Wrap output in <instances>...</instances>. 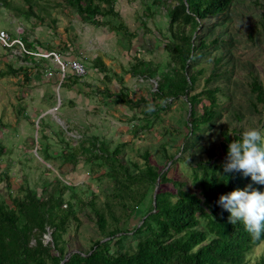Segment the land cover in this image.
Here are the masks:
<instances>
[{"label": "trees", "instance_id": "16d2710c", "mask_svg": "<svg viewBox=\"0 0 264 264\" xmlns=\"http://www.w3.org/2000/svg\"><path fill=\"white\" fill-rule=\"evenodd\" d=\"M24 1L27 6L16 7L15 13L17 16L23 15V18L28 16L27 8L32 15L38 16L37 3L38 6L48 4V0ZM64 1L68 7L80 14L82 20L96 22L99 26L109 25L111 31H120L122 26H125V32L129 31L124 24V18L113 9L114 0H61L58 4ZM154 1L169 5L166 16L170 37L163 48L170 56L169 61L164 68L159 64L152 68L149 62L140 60L133 64L132 68H135V73H148L151 77L158 73L160 82L157 80L156 89L150 93L155 98H162L163 102L155 104L152 112L143 109L145 117L137 120H143L144 123H131V132L132 136H137L141 130L149 129L154 119L159 117L160 109L169 107L171 98L176 100L182 95L186 96L184 102L189 105L190 110L188 120L184 121L186 131L182 133L181 139L177 133L178 129L174 127L170 132L165 129V134L157 142L161 156L165 159L164 164L166 161L170 162L167 169H159L157 164L150 161L148 147L138 152L143 158V161L138 163L136 160H126L122 157L128 142H119L110 149L105 139L88 135L81 130L82 136L75 138L74 145H69L67 141L70 142L74 138L69 136L66 140L64 130H58L61 136L55 131L54 136H60L57 141L61 145L66 142V146H61L59 154L51 153L48 152L49 143L44 140L43 159H62L63 162L71 164L72 168L79 162L90 170H94V166L95 170L103 167L104 171L99 175L109 177L112 186L108 188L106 200L100 206L92 191L90 198L76 197L74 184L63 182L58 177H55L51 184L44 180L41 183V194L25 181L19 187L21 192L14 196L11 195L9 183L5 180V189L0 191V264H59L64 258L66 259L62 264H253V261L255 264H264V252L256 256L259 259L253 255L256 246L262 244L264 239L253 242L243 225L239 222L230 223V213L216 203L219 195L237 188L243 189L249 184L264 191V185L253 182L250 176H245L239 171L231 174L223 172L228 144L240 139L242 128L232 127V133L229 134L228 127H223L220 132V151L209 155L208 159L197 157L194 161L196 152L190 151L193 145H202L204 131L214 125L222 108L217 102V92L221 91L219 86L193 91L204 71L203 67L197 69L196 64L209 62V59L212 61L213 66L205 78L206 83L220 78L225 71L224 56L232 44V37H220L218 32L210 30V24L214 22L213 26H224L233 0ZM0 6L8 8L10 2L0 0ZM110 14L114 17L113 24L117 22L115 27L108 21L95 19L98 16L108 18ZM208 18L213 20L196 34L200 23ZM262 21L264 24V10ZM174 27L178 29L176 32ZM4 31L10 38L19 37L24 49L33 48V43L27 41L22 31ZM129 36L132 34L129 33ZM13 47L20 48L19 44ZM19 54L36 64L37 61H32L33 58L26 54L25 50L19 51ZM211 54L213 58H210ZM94 63L96 67L105 66L99 57L94 59ZM68 72L65 71L60 79L61 87H71L72 83L68 80L74 84L79 81V77ZM113 75H116V72ZM104 77L111 79L107 75ZM221 77L226 78L224 75ZM24 78L29 80L26 73ZM79 85L88 86L87 95L103 93L111 97L116 104L123 103L131 108L141 103L148 106L143 98L131 99L126 87L113 95L109 94V88L105 85L103 90L95 86L92 88L93 92L89 88L91 84L84 81ZM250 89L255 93L257 102L264 101V88L260 82L253 80ZM204 99L207 103L201 105L202 113L199 114L197 106ZM262 129L264 124L260 130ZM175 145L176 151L170 152L168 147ZM2 153L3 147L0 146V157ZM183 154H189L191 160ZM177 163L189 165L191 178L168 175L171 167ZM4 177L6 175L0 178ZM166 183L171 186L167 187ZM155 187L157 189L153 193ZM149 190L152 193L147 208L142 211L140 224H135L130 230L118 225L121 217L114 214L113 207L120 204L122 211L127 214L132 208L131 205L134 207L139 200L141 204ZM66 191L72 193L67 200L64 197ZM64 202L65 207L62 206ZM78 211L87 213L89 218L95 221L97 237L90 239L91 244L87 248L78 246L68 252V247L72 245L71 240L76 239V229H72L74 234H70V238L64 235L71 231V224L79 223L76 215ZM48 231L51 241L44 244L42 237ZM130 237L135 239L133 245L125 244V240Z\"/></svg>", "mask_w": 264, "mask_h": 264}, {"label": "rangeland", "instance_id": "374dc122", "mask_svg": "<svg viewBox=\"0 0 264 264\" xmlns=\"http://www.w3.org/2000/svg\"><path fill=\"white\" fill-rule=\"evenodd\" d=\"M8 1L10 7L0 6V30L22 31L27 41L33 43V47L54 50L65 56H70L72 51L76 52L78 48L83 53L86 52L88 62L84 63L87 65L88 73L84 80L91 84L89 87L91 91L95 86L103 90L105 85L109 88V94L114 95L126 87L131 99L143 98L148 105L153 106L163 102L162 98H155L150 93L156 86L155 81L160 82L158 73L153 77L148 73H135L132 65L143 60L149 62L152 68L158 64L164 68L169 61L170 56L163 49L170 37L166 16L169 7L167 3L154 0H114V11L120 13L129 29L125 32V26H122L120 31L118 29L111 31L109 25L96 26L98 24L96 22L82 20L80 14L72 7H68L65 1L60 5L58 1L61 0L57 2L48 0V4L43 6H38L37 3L35 8L38 16L32 15L27 8V18L15 14L16 7L27 6L24 0ZM263 10L264 0H233L226 25L220 27L217 24L213 26L214 22L210 24V30L218 32L220 37H232V44L228 47V53L223 61L225 63L223 75L226 78L221 75L220 78L206 83L205 78L213 66L212 61L209 59V62L196 64L197 69L203 67L204 71L200 74L193 92L219 86L221 91L217 92V102L222 108L214 125L204 131L201 142L205 148L200 144L192 146L190 151L196 152L194 161L197 157L208 159L209 155L219 153L222 138L220 132L223 127H228L229 134L232 133V127H241L242 130L249 126L263 128L264 101L257 102L255 93L250 89L253 80L260 82L264 88ZM117 17L116 14L115 18ZM95 19L108 21L114 27L117 24V22L113 24L112 14L108 18L98 16ZM212 20L208 18L200 23L196 34ZM174 28L176 32L178 29ZM129 33L132 36H129ZM19 51V48L5 47L0 43V146L3 147L0 177L6 175L4 179L0 178V191H4L8 181L10 193L14 196L21 192L20 185L27 181L31 188L41 194V183L47 180L51 184L54 178L58 177L63 182L74 184L76 197L90 198L92 191L97 204L103 205L107 190L112 186L109 177L99 175L104 171L103 167L95 170L94 166V170H90L79 162L72 168L71 164L63 162L62 159H57L58 161L43 159L44 140L49 143L48 152L51 153L59 154L61 146H66V142L61 145L57 141L61 136L58 131L60 129L64 130L66 140L69 136L74 138L70 142L67 141L69 145L76 143L75 138L82 136L80 130H85L86 126L89 127L88 135H97L105 139L110 149L119 142H128L122 157L126 160H136L138 163L143 161L138 152L148 147L150 161L157 164L159 169L164 167L167 169L170 162L166 161L164 164L165 159L161 156L157 142L165 134V129L170 132L176 127L180 139L182 133L186 131L184 121L188 120L190 109L184 102L185 95L176 100L171 98L169 107L160 109L159 117L154 119L149 129L141 130L137 136H132L131 123L137 121H140V124L144 123L143 120H137L145 117L142 112L146 108L144 103L131 108L123 103H114L111 97L103 93L84 96L76 89L65 91L60 83L56 84L45 75L46 70H50L57 72L56 75L62 79L57 65H54L52 60H39L33 64L30 59L20 55ZM95 55L103 60L104 67L94 66ZM213 57L211 54L210 58ZM65 70L71 73L67 67ZM114 72L116 75H113ZM25 73L29 80L24 78ZM105 75L111 79L104 77ZM57 98L61 103L64 100L65 102L62 106L59 105L61 107H57L54 114L48 113V109L56 105ZM203 103L206 104L207 101L204 99L197 106L199 114L202 113ZM36 114L40 115L35 118ZM55 131L60 136H54ZM261 131L264 132V129ZM176 147V145L168 147V150L174 152ZM183 155L191 160L189 154ZM168 175L191 178V169L186 163H177L171 167ZM165 185L171 186L169 183ZM156 189L157 187L153 193ZM151 193L149 190L141 204L139 200L134 207L131 205L132 208L127 214L122 211L120 204H116L113 212L121 217L118 225L130 230L135 224H140L142 211L147 208ZM69 194H72L71 191L64 193L66 200L69 199ZM62 206L65 207L66 203L64 202ZM76 215L79 223L71 224V231L64 235L70 238L74 234L72 229H76V239L71 240L72 245L68 247V252L78 246L87 248L91 244L90 239L97 237L95 221L84 212L78 211ZM45 235L42 237L44 244L51 241L46 239L51 238L50 234L47 232ZM134 242L133 237L125 240V244L128 245H133ZM262 252L264 242L256 246L253 255L256 257Z\"/></svg>", "mask_w": 264, "mask_h": 264}, {"label": "clouds", "instance_id": "9594fccd", "mask_svg": "<svg viewBox=\"0 0 264 264\" xmlns=\"http://www.w3.org/2000/svg\"><path fill=\"white\" fill-rule=\"evenodd\" d=\"M16 38L20 39L17 36L11 39ZM15 44L18 43H14L12 46H4L13 47ZM22 46L19 45L20 51L27 50L28 52H31H26V54H28L37 62L39 60H52L54 65H57L58 72H60L63 78L66 70L62 72L60 64L56 61L53 54L55 53L56 55H60L59 52L54 50L47 51L39 47L24 49ZM60 59L64 63L68 61L61 55ZM82 62L84 63V61ZM85 66L87 68L86 64ZM67 69L69 68L67 67ZM52 73V71L48 70L45 74L51 75ZM154 84H156V86L152 90H155L157 87L156 81ZM60 104L61 101L59 98H57L56 105L48 109V113L54 114L55 110ZM146 111H154V106L149 104L146 107ZM237 171L241 172L245 176H250L253 182L264 185V132H262L257 127H246L240 134L239 140H233L228 144L227 158L226 163L223 165V172L225 174H231ZM216 203L219 204L221 208L227 210L230 213V223L236 224L239 222L243 225L245 232L249 234L250 239L253 242L264 239V191L257 190L253 188L251 184H249L243 189L237 188L228 192L227 194L219 195ZM256 259H259V257H256ZM253 264H255V261H253Z\"/></svg>", "mask_w": 264, "mask_h": 264}, {"label": "built area", "instance_id": "2783aa9c", "mask_svg": "<svg viewBox=\"0 0 264 264\" xmlns=\"http://www.w3.org/2000/svg\"><path fill=\"white\" fill-rule=\"evenodd\" d=\"M0 43L5 45V46H12L14 43H18L19 45L22 46V42L20 41V39H18V38L11 39L9 34L5 31H0ZM22 48H23V46H22ZM25 51L27 53H31V52H28L27 50H25ZM53 54H54L56 61L60 64V68H61L62 72L65 71V67L67 66L71 70V72L79 78L84 77L87 74V68L81 60L70 59L66 63H64L60 59V55H56L55 53H53ZM49 234H50V231H48V235ZM46 239L51 240V238H47V237H46Z\"/></svg>", "mask_w": 264, "mask_h": 264}, {"label": "crops", "instance_id": "0c3cea01", "mask_svg": "<svg viewBox=\"0 0 264 264\" xmlns=\"http://www.w3.org/2000/svg\"><path fill=\"white\" fill-rule=\"evenodd\" d=\"M96 26H99V25H96ZM66 48V47H65ZM64 48V49H65ZM59 54L64 58V59H66V60H69V59H71V58H77V59H81L82 61H84V62H88V54L86 53V52H82L81 50H80V48H78L77 49V51L76 52H74V51H72V53H71V55L70 56H65L64 54H62L61 52H59ZM101 55V54H100ZM94 57H96V55L94 56ZM96 70V69H95ZM48 70H46V72H47ZM45 72V73H46ZM56 73L57 72H54L53 71V73L51 74V75H46V77L47 78H49L51 81H54L56 84H59L60 83V78H59V76H57L56 75ZM71 74V73H70ZM73 75V74H72ZM74 76V75H73ZM76 77V76H75ZM86 78V76L85 77H83V78H78V82H77V84H74L71 80H68V81H70L71 83H72V86L70 87V86H68V87H66V86H63V87H61V88H63L65 91H69V90H73V89H76L78 92H79V94H83L84 96L86 95V96H90V95H87L86 94V90L88 91V86H85V87H83L82 85H79L80 83H84V81L86 82V80H84ZM84 80V81H83ZM154 80V79H153ZM87 83H89V82H87ZM151 83V82H150ZM151 85H152V83H151ZM63 102H65V100L63 101ZM63 105V104H62ZM61 105V106H62ZM61 106H59V107H61ZM53 107V106H52ZM40 114H36V116H35V118L37 117V116H39ZM68 124H69V122H68ZM88 126H86L85 127V130H83V131H85V132H87L88 131ZM81 131V130H80Z\"/></svg>", "mask_w": 264, "mask_h": 264}, {"label": "water", "instance_id": "95a60500", "mask_svg": "<svg viewBox=\"0 0 264 264\" xmlns=\"http://www.w3.org/2000/svg\"><path fill=\"white\" fill-rule=\"evenodd\" d=\"M155 188H156V187H155ZM65 259H66V258H64V259H63V261H65ZM63 261H61L59 264H62V263H63Z\"/></svg>", "mask_w": 264, "mask_h": 264}]
</instances>
